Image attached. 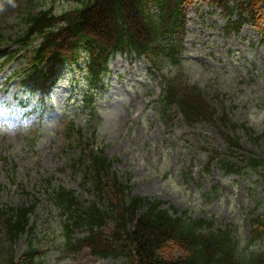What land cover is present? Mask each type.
<instances>
[{
	"label": "rangeland",
	"instance_id": "rangeland-1",
	"mask_svg": "<svg viewBox=\"0 0 264 264\" xmlns=\"http://www.w3.org/2000/svg\"><path fill=\"white\" fill-rule=\"evenodd\" d=\"M80 5V0H0V207L36 206L32 233L11 242L0 226V264L11 259L21 264L30 248L36 249L34 264H127L124 257L69 248L67 217L49 196L51 185L65 186L83 209L94 203L107 209V201L82 178L80 157L92 145L114 160L113 171L129 183L132 196L230 228L243 254L264 252V242L251 241L252 219L264 213V34L246 25L228 36L222 12L196 1L181 63L164 59L163 75L203 93L214 110L209 118L188 124L176 108L165 111L161 74L146 60L120 55L109 64L92 114L82 102V73H61L48 91L34 78L33 47L17 46L30 13L46 8L62 15ZM10 55L12 61L3 60ZM66 126L78 127L83 143L66 138ZM227 137L239 147L231 148ZM217 158L228 159L240 174L227 177L213 162ZM251 159L260 162L257 170ZM87 235V227H79L73 239Z\"/></svg>",
	"mask_w": 264,
	"mask_h": 264
},
{
	"label": "trees",
	"instance_id": "trees-1",
	"mask_svg": "<svg viewBox=\"0 0 264 264\" xmlns=\"http://www.w3.org/2000/svg\"><path fill=\"white\" fill-rule=\"evenodd\" d=\"M196 1L83 0L81 7L60 16L51 9H42L27 17L21 42L31 46L42 39L34 50L33 68L35 74L50 83L62 69L76 70L84 57L82 66L90 88L87 101L103 84L108 62L118 52L148 58L161 73L164 59L179 65L189 8ZM201 1L222 11L227 35L239 34L248 24L264 34V0ZM172 39L177 40L176 44ZM165 84V106H176L188 123L207 119L214 112L204 101L203 93L191 89L180 78L168 77ZM227 140L231 148L239 147L236 140ZM87 162L85 178L90 180L96 195L106 198L109 204L106 212L94 206L78 214L79 222L86 224L90 233L80 246L90 248L95 256L124 257L127 264H264V252L247 255L240 251L230 228H216L202 219L191 220L174 207L163 209L161 201L131 196L132 187L113 175V163L96 146L89 151ZM219 163L224 164L227 176L240 173L226 159ZM250 164L252 170L260 166L255 159ZM262 180L264 184V176ZM53 201L72 221L75 209H79L75 194L61 188ZM34 211L35 207L0 209V225L11 241L32 231ZM110 216L115 221L113 228L106 223ZM252 227V240L264 242V213L252 220ZM35 254L36 249L30 248L21 264H33ZM7 264L14 262L9 260Z\"/></svg>",
	"mask_w": 264,
	"mask_h": 264
}]
</instances>
